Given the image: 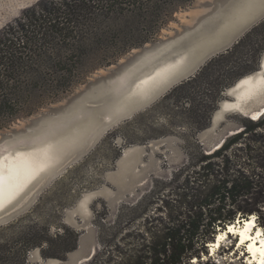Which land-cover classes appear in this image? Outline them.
<instances>
[{
	"label": "trees",
	"instance_id": "1",
	"mask_svg": "<svg viewBox=\"0 0 264 264\" xmlns=\"http://www.w3.org/2000/svg\"><path fill=\"white\" fill-rule=\"evenodd\" d=\"M192 1H39L0 32V123L16 115L18 103L61 92L75 84L81 72L107 66L143 46L175 11ZM260 38L264 40V22L160 103L171 101L182 115L177 116L178 123L188 127L189 133L183 134L186 161L170 182H157L153 194L139 205L119 211L115 224L120 225L124 211L130 217L142 208L137 218L143 224L138 234L125 237L136 248L118 249L124 259L118 264H190L211 241L217 220L230 221L235 212L260 215L256 210L264 204V116L245 120L244 130L211 154L199 137L211 124L225 91L256 71L258 55L264 52ZM245 53L249 59L238 57ZM31 111L28 107L25 113ZM152 204L158 205L156 217L149 214ZM99 234L103 239L102 228ZM49 235L47 227L31 216L0 227V264H29V254L36 248L44 258L60 260L77 249L75 231L64 227L55 238Z\"/></svg>",
	"mask_w": 264,
	"mask_h": 264
},
{
	"label": "rangeland",
	"instance_id": "2",
	"mask_svg": "<svg viewBox=\"0 0 264 264\" xmlns=\"http://www.w3.org/2000/svg\"><path fill=\"white\" fill-rule=\"evenodd\" d=\"M39 1L41 0H0V32L9 24H13L24 11ZM216 1L218 0H193L175 11L168 23L143 46L130 50L107 66L91 72H81L79 80L61 92L53 91L52 93L51 91L48 93L49 96L42 97V100L33 98L29 103H18L16 115L13 118H4L0 123V158L8 153L34 151L53 145L56 140L50 139L42 140L43 144L33 145L41 140L43 134L51 126L54 129L59 126L55 124L56 121L51 120L56 117L53 110L67 107L73 101L76 103L81 101L82 98H79V95L87 92L90 84L113 73L119 65L127 62L129 58L143 49L157 45L156 52L162 49L166 52L170 51L176 45L175 39L196 33V30L206 25L205 16L214 17L220 15L223 9L231 8L230 1L232 0H229L222 7L218 2L219 8L215 10ZM258 25L247 29L242 34V38ZM261 40V38L258 39V42L264 46V40ZM156 52L144 60L159 58L160 55ZM258 56L256 71L259 70L264 52ZM238 57L247 60L249 54L245 53ZM252 75L256 76L255 72ZM128 76L129 73L126 71L117 78L120 82L123 81L121 83H125ZM178 85L180 84L169 86L131 119L101 133L99 138L92 142L85 155L72 162L71 160L77 154L74 152L75 154L67 156L57 168L36 179L20 199L0 214V227L31 216V219L40 220L47 227L51 238H55L58 233H63L64 227L79 234L77 249L68 253L65 260L44 258L41 249L36 248L29 254V264H77L78 259L85 257L84 255L95 245L98 246L95 256L85 264H118L124 260L117 252L118 249L122 252H131L136 248L135 245L129 246L131 240L125 237L131 232L138 234L142 228L143 221L137 218L142 208H138L137 212L130 217L126 216L127 212L124 211L120 225L115 224L116 217L121 209H125V206L139 205L147 195L153 194L157 182L161 180L170 182L175 170L186 161L183 134L189 133L188 127L178 123L181 121L177 119V116L179 118L182 115L179 116L176 113L180 110H177L171 101L160 104L164 97ZM97 99H83V105L90 106L89 108L95 107V128H98L108 115L101 111L100 103L102 102ZM225 99H227L226 91L213 114L211 124L199 135L207 154L212 144L220 140L228 130L242 129L243 131L246 125L245 120L250 119L240 113L228 111L214 128V118L219 111L220 104ZM28 107L32 111L27 114L25 110ZM77 111L80 116L89 114V110L81 107ZM42 117H48L50 122L45 124L43 119L32 125ZM85 124H88V121L83 122V125ZM76 128L85 131L82 126H76ZM71 131H66L64 135H68L67 133ZM83 137L87 142L91 139L88 133H83ZM262 147L264 154V145ZM134 148L140 150V155L132 160L135 163L134 172L137 174L138 184L132 191L122 192V198L116 205L114 200L120 188L113 176L120 171L124 156ZM53 173L56 174L52 176ZM140 179L148 181L141 186ZM87 196H90V199L87 201V209L84 210L81 206ZM157 208L156 204L149 206L150 216L156 217L159 214V211H156ZM258 208L264 210V204H259ZM114 227L116 230L113 231ZM100 228L105 232L103 239H100ZM119 231L121 233L113 238L114 233ZM215 261L219 264H241L239 259L229 256L225 260L219 254L215 257Z\"/></svg>",
	"mask_w": 264,
	"mask_h": 264
},
{
	"label": "water",
	"instance_id": "3",
	"mask_svg": "<svg viewBox=\"0 0 264 264\" xmlns=\"http://www.w3.org/2000/svg\"><path fill=\"white\" fill-rule=\"evenodd\" d=\"M227 1L229 0L216 1L215 10L219 8L218 2H220V7H222ZM243 3L244 0L230 1L231 8L227 7L223 9V11H220V15H216L214 17L205 16L204 20L205 22H207L206 25L196 30V33L184 35L183 37L175 39L174 42L176 43V45L170 51L163 52L164 49L161 50L163 52L162 55L157 58L154 63L162 60H173L180 56H185L187 66L184 71H182L175 79H173L168 85L163 87L156 94L144 100L131 102L128 108H124L120 110V112L117 111L115 108V106L120 102V100H122L124 93V90L120 89V86L117 87L119 81L117 76L122 75L126 71H129L133 66H141V62L147 56L154 54L153 52H156L158 47L157 45L151 48L143 49L141 52L129 58L127 62L119 65L113 73L102 77L93 84H90L88 91L83 92L81 95H79V98H82L81 101L77 103L73 101L71 105L67 107H62L57 110H53L56 117L55 119L51 118V120L56 121L55 124L59 125L56 129H54L52 126L50 127V129L54 130L53 133L70 131L73 130V128H76V126H82L83 128H85V131H82V135L80 138V146L74 151L77 155L71 160V162L85 155L87 149L91 146L92 142L96 141L101 135V133H103L105 130L115 125H118L123 121L131 119L137 112L145 108L152 100H154L169 86L173 84H181L184 81L195 77V75L210 60L220 54L226 53L228 50L232 49L236 44H238L242 38V34L251 26H253L249 25L246 29L237 31V20L244 12ZM260 22L261 20L257 19L254 25H258ZM263 62L264 56L260 61L259 70L255 71V74H258L262 71ZM252 74L253 73H251L250 75ZM247 76L248 75L240 78L234 83L233 86L226 90L227 99L223 100L220 104L219 111L217 112L214 118V128L222 119L223 115L228 112L224 110V105L226 103L233 104V102L236 100L235 94L238 92L237 86ZM83 99H97V101L102 102L100 103L101 111L106 114H110V119L104 120L98 128H95V107L89 108L90 106H85V104L83 105ZM73 103H75V105H72ZM79 107L89 110V114L80 116L77 111ZM260 109V115L258 116L259 118L255 120L252 119L250 115L244 114L238 109L229 112H237L244 115L245 117L250 118L253 121H258L264 116L261 115V113H264V105L261 106ZM68 114L70 115L68 116ZM43 119L46 122L45 124H48V121L50 119L48 117H42L41 119H39V121L35 122L32 125L41 122V120ZM86 121H88V124L83 125V122ZM240 132H242V129L228 130L220 140L212 144V146L207 150L208 154H211L216 150L220 149L229 137L239 134ZM83 133L90 134V143L84 139ZM74 152L72 154H75ZM138 155H140L139 148L131 149L128 152L127 156H124L120 171L113 176L114 180L118 183V186L120 188V192L116 195L114 200V203L116 205L122 198V192L132 191L134 189V186L138 184V181L136 180L137 174L134 172L135 163L132 162L134 157H138ZM55 174L56 173H53L52 176H54ZM140 180L141 182L139 184H141V186L146 184L148 181L143 179ZM24 194H22L18 199H20ZM8 207L0 211V214L3 213ZM97 250V245H95V247L90 248L88 253L84 255L85 257H80L78 259L77 264H85L89 262L95 256Z\"/></svg>",
	"mask_w": 264,
	"mask_h": 264
},
{
	"label": "bare ground",
	"instance_id": "4",
	"mask_svg": "<svg viewBox=\"0 0 264 264\" xmlns=\"http://www.w3.org/2000/svg\"><path fill=\"white\" fill-rule=\"evenodd\" d=\"M166 50L164 49L163 52ZM161 50L156 52L162 55ZM156 59L143 60L141 66L127 71L129 76L125 83L118 81L117 87L123 89V98L115 106L116 110L128 108L131 102L144 100L168 85L182 71L185 70L187 62L185 56L173 60H162L154 63ZM149 61V62H148ZM264 62L263 69L256 76L248 75L242 80L235 94L236 100L233 104L226 103L224 110H240L251 117L260 115V108L264 105ZM249 81V82H245ZM110 119V114L107 115ZM48 129L41 140L35 144H43L42 140H56L53 145L28 151L8 153L0 158V211L16 201L29 186L45 173L54 170L67 157L80 146L82 130L75 128L68 135L65 132L53 133ZM63 135V136H62ZM128 154V153H127ZM127 154L125 156H127ZM129 166V165H128ZM53 172V171H52ZM50 172V173H52ZM90 197V196H89ZM88 196L82 202L81 208L87 209ZM248 259H252L249 255ZM256 264V261H253Z\"/></svg>",
	"mask_w": 264,
	"mask_h": 264
},
{
	"label": "snow or ice",
	"instance_id": "5",
	"mask_svg": "<svg viewBox=\"0 0 264 264\" xmlns=\"http://www.w3.org/2000/svg\"><path fill=\"white\" fill-rule=\"evenodd\" d=\"M243 8L244 12L237 20V31L254 25L257 19L264 22V0H244ZM258 118L256 115L252 117L254 120ZM256 211L260 212L259 216L256 212H235L230 221L217 220L210 233L211 241L192 257L191 264H219L215 261L218 254L225 260L229 256L239 259L241 264H253V261L264 264V210L258 208Z\"/></svg>",
	"mask_w": 264,
	"mask_h": 264
},
{
	"label": "flooded vegetation",
	"instance_id": "6",
	"mask_svg": "<svg viewBox=\"0 0 264 264\" xmlns=\"http://www.w3.org/2000/svg\"><path fill=\"white\" fill-rule=\"evenodd\" d=\"M90 262V261H89ZM88 263V262H87Z\"/></svg>",
	"mask_w": 264,
	"mask_h": 264
}]
</instances>
